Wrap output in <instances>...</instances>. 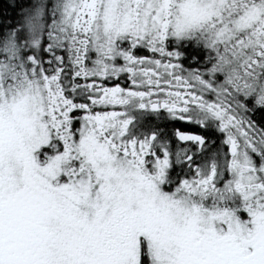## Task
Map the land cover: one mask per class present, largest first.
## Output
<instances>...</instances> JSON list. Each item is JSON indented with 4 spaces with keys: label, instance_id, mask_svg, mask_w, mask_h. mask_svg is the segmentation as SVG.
Returning <instances> with one entry per match:
<instances>
[{
    "label": "snow or ice",
    "instance_id": "obj_1",
    "mask_svg": "<svg viewBox=\"0 0 264 264\" xmlns=\"http://www.w3.org/2000/svg\"><path fill=\"white\" fill-rule=\"evenodd\" d=\"M0 264H264V0H4Z\"/></svg>",
    "mask_w": 264,
    "mask_h": 264
},
{
    "label": "trees",
    "instance_id": "obj_2",
    "mask_svg": "<svg viewBox=\"0 0 264 264\" xmlns=\"http://www.w3.org/2000/svg\"><path fill=\"white\" fill-rule=\"evenodd\" d=\"M4 2V0H0V4H2Z\"/></svg>",
    "mask_w": 264,
    "mask_h": 264
}]
</instances>
